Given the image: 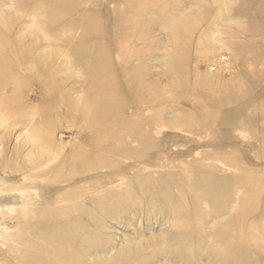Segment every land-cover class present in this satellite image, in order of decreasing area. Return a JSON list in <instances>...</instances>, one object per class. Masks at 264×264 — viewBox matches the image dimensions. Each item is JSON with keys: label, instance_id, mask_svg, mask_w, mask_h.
I'll return each instance as SVG.
<instances>
[{"label": "rangeland", "instance_id": "rangeland-1", "mask_svg": "<svg viewBox=\"0 0 264 264\" xmlns=\"http://www.w3.org/2000/svg\"><path fill=\"white\" fill-rule=\"evenodd\" d=\"M256 5L0 0V264H264Z\"/></svg>", "mask_w": 264, "mask_h": 264}, {"label": "bare ground", "instance_id": "bare-ground-1", "mask_svg": "<svg viewBox=\"0 0 264 264\" xmlns=\"http://www.w3.org/2000/svg\"><path fill=\"white\" fill-rule=\"evenodd\" d=\"M253 10H255V11H258V12H261V11H264V6H254L253 7ZM253 10H251V8H248V9H245V10H243V11H239V14H242V13H244L245 11H247V12H250V11H253ZM253 21V20H252ZM253 25H255V23H253L251 26H253ZM260 30H263L262 28H259L257 31H254V30H252L251 28H249V27H245L244 29H243V32L245 33H247V32H250L248 35H250V37H252V36H255V35H258V32H261ZM255 40V39H254ZM3 52V46L0 44V55H1V53ZM14 54H16V51H14ZM14 54H10V55H14ZM129 56V55H128ZM15 57V56H14ZM118 76H119V74L120 75H122L124 72H123V69H119L118 71ZM127 72L129 73V74H131V75H134L135 73H133L132 71H131V69L130 68H128L127 69ZM124 80V86L126 87V89H125V92H131V89H132V83H131V79H123ZM116 80H114V79H112V80H110V83L108 84V90H109V92H118V93H120V92H124V89H121V87H119L117 84H116V82H115ZM1 86V85H0ZM147 91H148V89H147ZM144 99V98H143ZM131 102L132 103H134V101H133V99L131 100ZM119 105V104H118ZM120 107H121V109L123 110L124 109V107H123V105L122 104H120ZM120 107H118V108H116V110L115 111H118L119 109H120ZM148 107V106H147ZM72 111V110H71ZM69 114V113H68ZM109 116V115H108ZM83 118L85 119V117L83 116ZM93 150L94 151H96V149L95 148H93Z\"/></svg>", "mask_w": 264, "mask_h": 264}]
</instances>
